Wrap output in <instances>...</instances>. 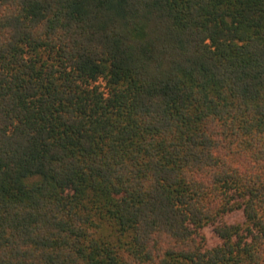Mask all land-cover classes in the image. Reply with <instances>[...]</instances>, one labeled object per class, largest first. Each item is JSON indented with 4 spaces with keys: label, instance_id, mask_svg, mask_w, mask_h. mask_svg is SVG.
<instances>
[{
    "label": "trees",
    "instance_id": "1",
    "mask_svg": "<svg viewBox=\"0 0 264 264\" xmlns=\"http://www.w3.org/2000/svg\"><path fill=\"white\" fill-rule=\"evenodd\" d=\"M0 264H264V0H0Z\"/></svg>",
    "mask_w": 264,
    "mask_h": 264
},
{
    "label": "rangeland",
    "instance_id": "2",
    "mask_svg": "<svg viewBox=\"0 0 264 264\" xmlns=\"http://www.w3.org/2000/svg\"><path fill=\"white\" fill-rule=\"evenodd\" d=\"M243 220L244 218L242 213L236 212L234 214H230L224 217L223 221L228 224H235V223L243 222ZM205 235L210 246H214L216 243H218L217 238L213 234L212 228L205 229Z\"/></svg>",
    "mask_w": 264,
    "mask_h": 264
}]
</instances>
